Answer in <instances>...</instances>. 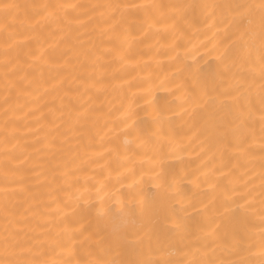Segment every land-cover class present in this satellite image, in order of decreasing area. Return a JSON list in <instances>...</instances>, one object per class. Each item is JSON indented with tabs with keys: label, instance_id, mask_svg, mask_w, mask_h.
<instances>
[{
	"label": "bare ground",
	"instance_id": "6f19581e",
	"mask_svg": "<svg viewBox=\"0 0 264 264\" xmlns=\"http://www.w3.org/2000/svg\"><path fill=\"white\" fill-rule=\"evenodd\" d=\"M8 2L167 6L224 0H0V4ZM101 13L107 16L101 7L90 8L84 14L72 12L67 27L52 24L40 27L44 22L38 23V17L31 11L26 16L22 8L15 21L10 22V38L6 39L5 33L0 32V139L4 136L7 117L9 130L19 128L12 143L19 140L23 148L22 154L20 147L13 149V154L19 160L27 157L23 164L8 165L18 173L13 179L24 185L21 192L15 189V184L4 183V145L0 144V205L4 200L2 190L7 188L15 217L24 218L25 231L33 239L44 240L45 235L56 232L64 236L65 229L75 232L73 261L150 259L185 264L191 257V249L198 247L190 241L215 228L221 237L231 236L235 231L245 234L246 245L252 246L249 258L257 264L264 228L258 211L259 197L254 204L255 215H245V210L239 207L243 202L232 198L233 191L239 189L233 188L228 175H222L233 164H243V158L238 151L230 157L224 153L222 164L221 151L227 141L236 148L250 146L257 166L248 175L255 173L253 183L259 184L258 63L251 90L257 133L255 138L239 145L232 135L235 121L229 106H218L211 101L204 104L200 88L193 84L194 79L203 83L223 71L216 57L232 39L229 36L222 43L216 42L223 37V24L218 22L215 29H206L204 25L208 21L199 10L156 24L158 13L131 9L123 18L119 13L108 18V24L116 21L115 29L110 30L101 22ZM173 20L178 29L176 35L182 38L178 42V59L169 60L173 52L168 50V45L173 37L162 25ZM0 23H4L2 11ZM215 30H219L218 35H213ZM6 45H11L7 52ZM121 53L133 62L126 64L115 59ZM6 55L8 63H5ZM13 65L15 69L6 78L5 69ZM189 70L194 74L188 76ZM25 75L30 81L24 87L27 95L17 99L16 90H10L7 84L12 78ZM186 76L190 98L185 104L173 103L180 93L170 94L169 89ZM128 82L146 90L137 94L134 103V117L142 131L140 139L151 136L160 142L158 150L149 151L146 156L142 149H137L140 139L124 127L128 121L121 116L130 96ZM220 90V86L212 90L209 84L208 95ZM194 97H199V104L204 106H198ZM175 143L181 144L182 149L170 150ZM242 170L237 168L238 172ZM134 181L140 183L130 188ZM101 182L104 190L98 193ZM169 183L173 184L171 191L167 187ZM209 184L215 187L210 188ZM138 188L147 194L142 211L138 208L130 211L126 207L111 220L99 215L103 206L111 205L115 212L118 201L127 205L134 197L139 199ZM68 193L72 194L71 199ZM82 239L83 246L79 243ZM204 242L200 239L201 245ZM42 258L68 259V255L65 252Z\"/></svg>",
	"mask_w": 264,
	"mask_h": 264
},
{
	"label": "snow or ice",
	"instance_id": "6c2138e0",
	"mask_svg": "<svg viewBox=\"0 0 264 264\" xmlns=\"http://www.w3.org/2000/svg\"><path fill=\"white\" fill-rule=\"evenodd\" d=\"M101 7L107 11V16L101 13V22L106 25L110 30H114L116 27V21L112 24H108L107 20L110 17H115L119 13L123 18L131 9H146L158 13L155 19L156 24H160L161 21H167L174 16H187L189 11L193 14L197 10L202 13L204 20L208 23L204 25L206 29H215L216 24L219 22L224 25V34L217 43H222L223 40H227L229 36L232 37L228 44L223 45V49L217 55V61L223 65V71L217 72L211 78H206L203 83L194 79L193 84L198 85L200 88V94L204 98V104L209 101L218 106H229V112L233 117L235 123L232 124V135L237 144L244 145L246 141L256 137L257 128L256 122V109L252 100V86L255 79L256 64L259 65V139L261 142L260 156L258 158L259 167V184L253 183L256 178V174L251 176L248 173L253 167L257 166V158L251 155V147L236 148L231 141H227L223 145L221 151L222 164L224 163L223 156L227 153L229 157L236 151L239 152L243 158V164L239 162L233 164L228 169L227 173L222 175H228L230 177V183L234 189L239 191H233V199H238L243 203L240 204V208L245 210V215H255L257 209L254 207L256 197H259V213L260 222L264 225V0H258V2H213L211 4H180V5H163L160 3H146V4H129V3H109L105 5H82L78 3H56L50 4L47 2L33 3L29 5H20L14 2L0 4V11L4 15V23H0V32L5 33L6 39L10 38L12 30L10 28V22L15 21L16 15H18L23 8L25 15L28 12L38 17L39 21L44 23L40 24V27H44L47 24H52L57 27H67L71 23L70 13L79 12L84 14L90 8ZM15 10V11H14ZM211 17V19H209ZM88 19H92L89 17ZM226 21V23H225ZM165 32L171 33L173 39L168 45V50L173 52L168 57L169 60H176L179 57L180 48L179 40L181 36H177L178 31L175 20L172 23H163L162 25ZM219 30H215L213 35H218ZM146 34V33H145ZM11 45L5 46V52ZM108 51H111L109 49ZM187 51V50H185ZM115 59L123 60L126 64L133 61L127 59L124 54H118ZM9 62L7 55L5 56V63ZM16 65L13 68L5 69V77H10ZM193 70H189L188 76L193 75ZM149 77L151 73H148ZM186 79L180 80L178 83H173L169 93H180L175 96L173 103L179 102V104H185L190 98ZM23 82V83H22ZM30 81L27 75L21 76L18 79L12 78L7 84V87L16 90L17 99L22 95H27L24 91V87ZM209 84H211L212 90H215L217 86L221 87V90L216 92L215 95L209 96ZM128 87L131 90L128 98L127 108L121 112V116L128 121L124 127L130 131L135 132V137L140 139L142 131L137 127L139 121L134 117V103L138 98L137 94L145 89L137 86L136 84L128 82ZM183 89V91H181ZM99 90V89H98ZM7 99V95L5 97ZM194 102L203 107V104H199V97H194ZM184 109L181 108V112ZM43 115V113L41 114ZM19 131V128L13 127L8 129L7 117L5 119L4 136L0 139V144L4 145L3 153V180L4 183L15 184V189L23 192L24 185L20 184L17 180L13 179L18 175L17 171L10 169L9 164L15 162L17 164H23L24 160H19L14 154L13 149L20 147L21 154L23 148L21 142L16 141L12 143V138L15 133ZM55 139V138H53ZM160 146L158 140H153L151 136H145L140 139V143L136 145L137 149H142L145 156L149 151H157ZM181 150L182 145L175 143L170 150ZM247 165L248 167H244ZM237 168H242V171H237ZM131 172L132 170H127ZM85 177V182H87ZM71 183V181H69ZM139 181H134L129 185L130 188H136ZM210 188L215 187L214 184L208 185ZM159 187V185H158ZM168 189L173 190V184L167 185ZM258 188V191H257ZM14 189V191H15ZM104 190L103 183L101 187L97 189V192ZM4 200L0 209L3 212V226L0 228V264H170L165 260L154 261L150 259H140L136 261H116V260H75L71 259V256L75 255V249L77 241L72 239L75 232L69 229L63 230L65 235L62 236L61 232L48 236L45 235L44 240L33 239L32 236L25 231V224L23 223V217L17 219L10 207V192L7 188L2 190ZM71 199V193L67 194ZM137 196L128 201L127 205L123 201H118L119 208L115 212L112 210L111 205L103 206L99 209V215L106 220H111L113 215H119L125 211L127 207L130 211L134 208H138L141 211L144 208L147 200V194L143 188L137 189ZM108 196V193H105ZM110 198V197H109ZM104 197H101L103 202ZM44 234V230H41ZM200 239H203L204 244H200ZM247 237L245 234L235 231L231 236L221 237L217 235L215 228L210 229L207 232L202 233L201 236L193 238L190 243L198 245L191 249V257L185 264H253V261L249 258L252 253L250 244L246 245ZM68 241H71L69 245ZM80 245H84V240L79 241ZM59 250V251H57ZM67 252L68 259H45L49 255H61ZM260 260L257 264H264V228L261 229V244L259 248ZM228 257H231L230 259Z\"/></svg>",
	"mask_w": 264,
	"mask_h": 264
}]
</instances>
